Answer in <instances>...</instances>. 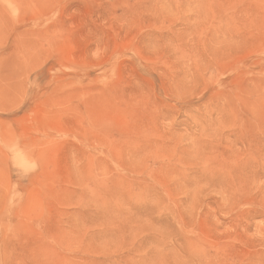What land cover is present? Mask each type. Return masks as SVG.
<instances>
[{
	"label": "rangeland",
	"instance_id": "374dc122",
	"mask_svg": "<svg viewBox=\"0 0 264 264\" xmlns=\"http://www.w3.org/2000/svg\"><path fill=\"white\" fill-rule=\"evenodd\" d=\"M0 264H264V0H0Z\"/></svg>",
	"mask_w": 264,
	"mask_h": 264
}]
</instances>
